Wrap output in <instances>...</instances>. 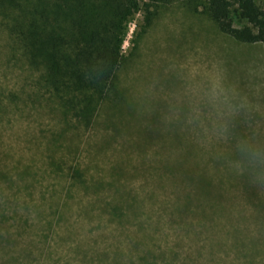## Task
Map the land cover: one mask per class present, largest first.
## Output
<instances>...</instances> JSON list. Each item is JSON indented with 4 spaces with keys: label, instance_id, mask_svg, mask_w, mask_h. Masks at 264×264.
Returning a JSON list of instances; mask_svg holds the SVG:
<instances>
[{
    "label": "rangeland",
    "instance_id": "374dc122",
    "mask_svg": "<svg viewBox=\"0 0 264 264\" xmlns=\"http://www.w3.org/2000/svg\"><path fill=\"white\" fill-rule=\"evenodd\" d=\"M119 36L85 124L0 16V264H264V45L185 0Z\"/></svg>",
    "mask_w": 264,
    "mask_h": 264
},
{
    "label": "trees",
    "instance_id": "16d2710c",
    "mask_svg": "<svg viewBox=\"0 0 264 264\" xmlns=\"http://www.w3.org/2000/svg\"><path fill=\"white\" fill-rule=\"evenodd\" d=\"M185 1L189 7L201 6L219 31L234 40L264 45V8L254 0ZM141 3L144 0H0V16L17 52L40 69L43 84L58 98L62 111L89 124L99 102L109 90L114 92L120 27Z\"/></svg>",
    "mask_w": 264,
    "mask_h": 264
}]
</instances>
